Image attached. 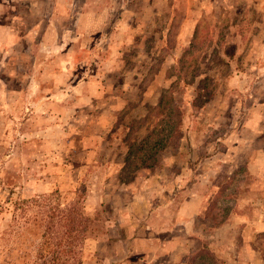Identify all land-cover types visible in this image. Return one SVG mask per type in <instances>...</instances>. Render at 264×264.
I'll list each match as a JSON object with an SVG mask.
<instances>
[{
  "label": "rangeland",
  "instance_id": "374dc122",
  "mask_svg": "<svg viewBox=\"0 0 264 264\" xmlns=\"http://www.w3.org/2000/svg\"><path fill=\"white\" fill-rule=\"evenodd\" d=\"M162 95L177 136L149 166L128 164L169 108ZM235 165L252 174L227 215L231 241L215 235L217 188L193 229L215 264H264L252 220L264 213V0H0V264L32 257L43 216L27 201L54 191L62 205L80 194L93 218L83 264L153 263L145 240L168 237L178 202Z\"/></svg>",
  "mask_w": 264,
  "mask_h": 264
},
{
  "label": "trees",
  "instance_id": "16d2710c",
  "mask_svg": "<svg viewBox=\"0 0 264 264\" xmlns=\"http://www.w3.org/2000/svg\"><path fill=\"white\" fill-rule=\"evenodd\" d=\"M190 49L187 48L185 53L178 59L177 66L173 69L174 73L179 79L180 72L185 70L186 55ZM171 90H164L163 94L169 93ZM164 96V95H162ZM165 97V96H164ZM160 97L157 109L161 111L166 105V113L159 118L158 122L149 130L139 141H134L128 149L126 162L128 164L141 166H149L151 160L154 159L157 151H162L167 145L171 144L178 131L180 118L175 122L169 119V112L176 108L173 105V97L166 95ZM136 163V164H135ZM242 167L236 171L229 180L221 184L212 198V205L218 206L221 210V218H211L215 221L213 225H219L226 221L227 215L234 210L235 195L241 191L247 190L246 178L250 175ZM244 179V180H243ZM81 195L78 194L77 198L72 204L62 205L59 201V194L51 192L48 195H43L39 199H32L27 201L28 208L37 206L43 216L41 219L40 234L37 243L34 246V254L30 258L29 252H24L18 255L12 261V264H83L82 250L83 244L86 239V232L90 228L93 218H91L85 211L83 204L80 203ZM40 210H35L34 215L29 213L25 216L27 222L32 217H36ZM26 212V210H23ZM215 217V216H213ZM33 219V218H32ZM34 218L30 223L35 222ZM216 257L206 246L201 247L197 252L193 253L187 264H215Z\"/></svg>",
  "mask_w": 264,
  "mask_h": 264
},
{
  "label": "crops",
  "instance_id": "0c3cea01",
  "mask_svg": "<svg viewBox=\"0 0 264 264\" xmlns=\"http://www.w3.org/2000/svg\"><path fill=\"white\" fill-rule=\"evenodd\" d=\"M244 168L249 175L252 174L249 171L248 167L244 166ZM236 171H238V165H235L233 168H231V170L228 171L227 180H229ZM178 179L182 180L181 176ZM182 183H184V181L179 182L178 180L177 183H175L176 188H174L173 190L174 196L178 195L179 186L181 187L183 185ZM218 187L219 186L215 185L212 186L211 181L208 180V184L205 183L204 186H199V189H193L186 197H183L178 202L175 213L170 218V225L168 226V228L163 230L166 231V236L168 237H164V239H161L158 237L160 235H154L159 233V230H154L155 233L153 232L154 234H151L153 235L152 240H145L150 242V245L147 246V248L152 251L150 257H152L151 260L153 261V263L150 264H187L189 257L204 246L202 242H200V240H203V232L202 230L195 231L193 229V224L197 218L202 217L205 211L204 209H206V207L209 205L210 198L214 194L215 189H218ZM249 187V189H253L254 187L262 188L263 186L261 182L256 180L255 182L251 183ZM211 188H213L212 191ZM172 200L176 201L175 198H172ZM172 200H170L169 203H171ZM242 207H244V204H242ZM155 210L156 209L153 210L152 207L147 208L148 212ZM244 215L247 214L245 212H241V214L239 215L241 216V221H249V217H247V219L245 220ZM179 219L182 221L178 222ZM230 219L231 217L228 218V222L231 221ZM252 220L256 221L258 224L256 229L254 230V233H256L257 235H259V233H263L264 229L259 226L260 222L264 221V213H261L259 211L256 212V217ZM225 222L224 224L222 223L216 226L215 235L219 237L221 241H225L226 243L231 241V236H233L234 231H232V233H228V229L226 227L229 223ZM178 223H184V226L181 227ZM245 233H249V230H246ZM244 235H246V237H249L250 234ZM156 239H159L161 241L159 245L157 244ZM194 241H198V246H192V243ZM162 257L165 258L163 261ZM159 258H161V261H158Z\"/></svg>",
  "mask_w": 264,
  "mask_h": 264
}]
</instances>
